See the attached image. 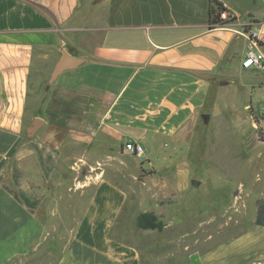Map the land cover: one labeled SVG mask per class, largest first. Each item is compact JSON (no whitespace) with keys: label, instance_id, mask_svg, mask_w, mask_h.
Here are the masks:
<instances>
[{"label":"crops","instance_id":"crops-1","mask_svg":"<svg viewBox=\"0 0 264 264\" xmlns=\"http://www.w3.org/2000/svg\"><path fill=\"white\" fill-rule=\"evenodd\" d=\"M209 1L0 0V263L28 255L50 225L60 164L81 144L83 161L93 151L95 162L114 166L79 189L87 198L72 222L60 223L66 240L48 264H141L136 246L111 235L125 209L138 195L157 216L178 200L190 206L201 176L182 156L215 116L210 104L230 67L264 77V69L241 67L247 38L239 33L264 20V0H218L234 18L214 27ZM62 48L84 61L63 70L36 105L39 75H49ZM34 118L42 123L29 136ZM126 141L143 146L139 173L115 165L114 155L129 152ZM186 250L175 264H242L264 253V234L244 225Z\"/></svg>","mask_w":264,"mask_h":264},{"label":"rangeland","instance_id":"rangeland-1","mask_svg":"<svg viewBox=\"0 0 264 264\" xmlns=\"http://www.w3.org/2000/svg\"><path fill=\"white\" fill-rule=\"evenodd\" d=\"M233 70L234 74L230 67L229 75L221 84L219 99L210 104L215 116L202 125L189 153L182 156L183 159L188 158L190 170L201 176L192 205L181 206L178 200L168 207L167 212L163 210L159 216L156 215L164 223L162 230L141 229L136 225L138 214L153 206L142 202L148 199L138 195L111 231L114 237L138 248L141 264H175L186 255L187 248L190 251L211 247L226 237L236 235L244 225L250 231L264 234V226L250 228L255 219L256 199L264 195V77L236 67ZM47 76L39 75L33 94L36 105L50 86L45 84ZM36 79L37 74L34 73L32 80ZM29 97L32 98V94ZM29 104L31 109V102ZM84 146L75 147L70 152V162L60 164V183L53 203L56 213H53L50 225L30 245L28 255L0 264H39L38 260L41 264H48L63 249L66 231L60 223L68 216L72 222L73 209L79 215L87 198V194L80 193L79 189L90 175L96 176L100 167H105V173L109 174L114 166L95 162L100 159V154L93 151L91 160L83 161L87 151ZM135 156L129 151L113 158L115 165L132 175L135 168L140 172L137 166L141 159ZM155 166L158 173L163 174L166 161L158 157ZM88 184L87 188L94 185ZM242 264H264V253L254 255Z\"/></svg>","mask_w":264,"mask_h":264},{"label":"built area","instance_id":"built-area-1","mask_svg":"<svg viewBox=\"0 0 264 264\" xmlns=\"http://www.w3.org/2000/svg\"><path fill=\"white\" fill-rule=\"evenodd\" d=\"M233 18V15L226 8L219 11L218 20L225 22L223 25L231 23ZM220 25L216 24V26ZM239 33L247 38L244 55L240 62L241 67L244 69H264V51L258 49L260 44L264 42V20L259 23H252L247 30H242ZM124 148L136 155L143 153V146L136 141H126Z\"/></svg>","mask_w":264,"mask_h":264},{"label":"trees","instance_id":"trees-1","mask_svg":"<svg viewBox=\"0 0 264 264\" xmlns=\"http://www.w3.org/2000/svg\"><path fill=\"white\" fill-rule=\"evenodd\" d=\"M221 9H225V6L218 0H210L208 7V24L210 27L216 26L225 22H219L218 14ZM259 137V132H258ZM140 177V176H139ZM254 222L256 224L264 225V197L256 200V214ZM136 225L141 229H157L162 230L164 223L157 218L154 213L141 212L136 218Z\"/></svg>","mask_w":264,"mask_h":264},{"label":"water","instance_id":"water-1","mask_svg":"<svg viewBox=\"0 0 264 264\" xmlns=\"http://www.w3.org/2000/svg\"><path fill=\"white\" fill-rule=\"evenodd\" d=\"M84 61V58L81 56H76L71 54L66 49L62 48L57 60L54 62L51 71L48 75V78L45 82L46 85H50L56 77L65 69L73 68ZM206 117V116H205ZM42 119L34 118L29 124L27 133L29 136L41 125Z\"/></svg>","mask_w":264,"mask_h":264}]
</instances>
